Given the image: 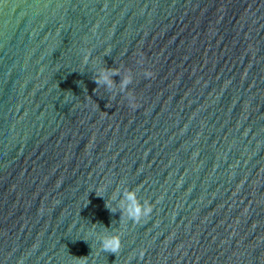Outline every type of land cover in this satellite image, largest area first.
Listing matches in <instances>:
<instances>
[{
	"label": "water",
	"instance_id": "water-1",
	"mask_svg": "<svg viewBox=\"0 0 264 264\" xmlns=\"http://www.w3.org/2000/svg\"><path fill=\"white\" fill-rule=\"evenodd\" d=\"M0 264H264V0H0Z\"/></svg>",
	"mask_w": 264,
	"mask_h": 264
}]
</instances>
